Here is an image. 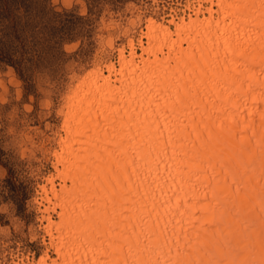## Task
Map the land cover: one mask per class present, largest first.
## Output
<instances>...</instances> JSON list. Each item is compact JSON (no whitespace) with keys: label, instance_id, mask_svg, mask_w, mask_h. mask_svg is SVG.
Listing matches in <instances>:
<instances>
[{"label":"bare ground","instance_id":"obj_1","mask_svg":"<svg viewBox=\"0 0 264 264\" xmlns=\"http://www.w3.org/2000/svg\"><path fill=\"white\" fill-rule=\"evenodd\" d=\"M196 2L68 97L37 264H264V0Z\"/></svg>","mask_w":264,"mask_h":264},{"label":"rangeland","instance_id":"obj_2","mask_svg":"<svg viewBox=\"0 0 264 264\" xmlns=\"http://www.w3.org/2000/svg\"><path fill=\"white\" fill-rule=\"evenodd\" d=\"M196 1L0 0V264L56 258L39 193L76 85L129 40L139 49L146 19L181 18Z\"/></svg>","mask_w":264,"mask_h":264}]
</instances>
